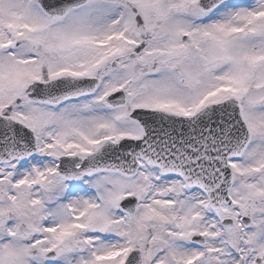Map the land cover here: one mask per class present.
<instances>
[{
  "label": "snow or ice",
  "instance_id": "6c2138e0",
  "mask_svg": "<svg viewBox=\"0 0 264 264\" xmlns=\"http://www.w3.org/2000/svg\"><path fill=\"white\" fill-rule=\"evenodd\" d=\"M0 264H264V0H0Z\"/></svg>",
  "mask_w": 264,
  "mask_h": 264
}]
</instances>
